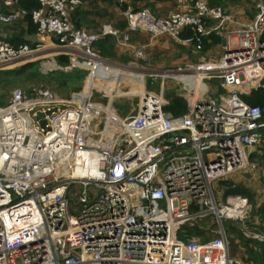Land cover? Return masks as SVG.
<instances>
[{
  "label": "built area",
  "instance_id": "obj_1",
  "mask_svg": "<svg viewBox=\"0 0 264 264\" xmlns=\"http://www.w3.org/2000/svg\"><path fill=\"white\" fill-rule=\"evenodd\" d=\"M36 1L31 18L37 41L14 47L1 40L0 70L59 49L57 55L69 58L65 69L85 64L87 78L95 62L105 71H122L93 47L111 36L131 56L123 73L132 68L129 74L143 75L144 84L145 77L173 78L187 111L178 117L164 113L163 89L155 94L144 88L136 111L123 117L113 106L118 96L102 91L106 102L93 101V92L101 91L96 88L69 98L45 87L28 94L13 89L0 107V264H253L231 257L224 230L225 222L244 218L249 203L239 195L222 203L214 186L233 173L254 170L249 156L264 149V111L242 99L264 77V0H257L247 23L210 7L208 0H175L176 10L162 17L135 10V0H115L124 6L127 30L103 24L97 33L73 26L80 0ZM25 14L1 12L0 23L12 24ZM186 28L196 52L210 34L224 38L221 58L160 75L144 73L151 65L147 45L164 36L183 44ZM129 32L147 34L149 43L136 46ZM218 78L224 92L209 98L208 82ZM131 87L128 81L119 85L124 93ZM206 216L215 220L214 238H178L183 226ZM246 238L264 242L258 234Z\"/></svg>",
  "mask_w": 264,
  "mask_h": 264
},
{
  "label": "rangeland",
  "instance_id": "obj_2",
  "mask_svg": "<svg viewBox=\"0 0 264 264\" xmlns=\"http://www.w3.org/2000/svg\"><path fill=\"white\" fill-rule=\"evenodd\" d=\"M82 2H84L86 4L85 0H82ZM255 2H256V0H255ZM95 3H96V0H92V2L89 3V6L92 7L93 4H95ZM170 8H171V2L168 4V7L165 10H168ZM109 9L113 10V7H110ZM164 13H165V11L162 13H159V15H165L167 12L165 14ZM159 15H158V13H154V16H156V17H159ZM160 17H162V16H160ZM102 22H104V24H113L114 23V21L111 22V20L109 18H106V17L104 18V20ZM0 25H3V24L0 23ZM82 29H85L86 31H88L90 33H97L96 28H90V27L84 26ZM138 41L142 42L143 39H138ZM170 42L171 43L169 45H162V43L157 45L156 50H155L156 56H155V58H152V56H150L151 57V65L148 67H145V70H142L144 73L148 74V72H149V73L154 74V75H160L163 71L173 70L177 66L178 62L182 65V64L187 63L185 61H188V62L194 64L195 66H197L203 62H208V61L217 62L223 54L224 45L214 47V48L210 49L207 53H200V54L194 53L195 56H192L191 53H182V51L178 48V46L174 45L175 42H173V41H170ZM32 43L33 42L29 41L28 44H32ZM231 46H232V48L236 47V42L234 40L232 41ZM194 52H196V51H194ZM47 53L48 52L46 51V54ZM46 54L41 53L38 58L32 59L33 61H30V60H28L26 62L22 61L20 63L15 64L12 67H9L8 69H3V70H12L15 68H19L25 64L34 63V62H37V63H35L36 64L35 68L29 69V73L33 72V70H36L37 72H39L43 76H46L51 71H55V70H57L59 72L60 71L70 72V71L75 70V69L82 70V71H85L87 73V75L83 79V82H81V91H79L77 93L82 92L83 88L85 86V83H86L87 76H88V70L83 66L65 69V67L57 65V63H55L52 60V56L51 57H50V55L46 56ZM107 60L112 62L113 60H118V59L116 58V59H107ZM199 60H200V62H199ZM43 64H46L47 66L43 67ZM139 64L144 66V63H142V62H140ZM57 66L59 67V69L56 68ZM119 67L122 71H123V69H125V68H123L125 66H119ZM126 67H131V65L127 64ZM126 70H127L126 73H133L132 68L126 69ZM100 75H102V73ZM106 77L107 76L104 75V79L97 80V83H99L100 85H102L106 89H111L110 87H112V83H110V84L106 83L105 82ZM177 79H179V78H177ZM40 80H42V79L33 78L32 81H26L25 78L22 77L20 79H17L13 85L9 86L8 89L4 90V89L0 88V102H3L6 105L10 99L11 91L15 88H20L23 91H25L26 94H28L31 92V90L33 88L45 87V88H48L49 90H51L52 92H54L56 95H58L61 98H69L66 96V94L64 93L63 90H58V89L54 88L53 85H48L45 82H42ZM219 81H220V79L218 78L217 80L211 81L210 84H214L216 86L217 83H219ZM141 85L142 84H140V86L136 87V85L134 84L133 88H130L132 90L131 93L125 98H122V97L114 98L113 106H114V108H115V110L119 116L123 117V116L127 115L128 113L132 114L136 111L134 108H136V105L139 102V97L136 95H143L144 94V88H145L146 92H153L155 94L160 93V90L163 89V97H164L165 90L166 91H173L174 93L179 94V92H178L179 84L173 78H166V79L162 80L161 78L158 77L156 80L151 81V79H149L148 77H145V84H144V86H141ZM123 87H127V86H123ZM122 91H125V90H122ZM112 92L115 95L116 94L119 95L121 93V92L116 93L115 89H113ZM102 94H104L102 91L93 92V101L105 103L106 99H103L101 97ZM207 94L210 95L211 90L208 91ZM108 96H112V94L109 92ZM111 98H113V96ZM259 150L262 151L263 149L261 148ZM251 151H253V149H251ZM254 165H255L254 170L247 171V172L233 173L226 180H229L235 184H242V185H245L246 187H248L254 193V202L256 204H260L264 201V183H263L264 170L260 169L259 168L260 166H258V164H257L258 167L256 166L255 163H254ZM225 189H226V187L221 186L220 182H217L214 186V192L216 193V198L222 203L224 202ZM79 191H80V189H79ZM250 205L251 204L249 203V206ZM159 206L163 207V203L160 202ZM195 223L197 224V226H199L201 228L203 227V229L206 228V230H205L206 233L203 236L204 238L210 240L216 236V235H213V233H212V232H217V230H215L216 224H215V220H214L213 216H209L206 219L194 221V222L190 223V225H193ZM207 227H209V230H207ZM224 230H225V234H226L228 241H229V244H230V251H231L230 255H231V257L236 258L238 261H242L241 258H242V254L244 253L245 249L241 243L240 236H244V238H246V236L252 238L253 234H258V235L264 236V218L252 215L251 208H248L247 213L245 214L244 218L241 221H239L238 223H231L230 221L225 222L224 223ZM181 234L183 236V235H186L187 232L185 230H181ZM198 238H194V240L197 242H200L202 237H198Z\"/></svg>",
  "mask_w": 264,
  "mask_h": 264
},
{
  "label": "trees",
  "instance_id": "obj_3",
  "mask_svg": "<svg viewBox=\"0 0 264 264\" xmlns=\"http://www.w3.org/2000/svg\"><path fill=\"white\" fill-rule=\"evenodd\" d=\"M107 1L111 2L112 4L115 3V0H107ZM208 4L210 7H212L213 5H221V2L217 0H211L210 2L209 0ZM15 7L16 9L24 10L26 12L25 16L17 21H19L20 23H24L26 25L27 34H35L37 32V25L33 23L31 18V13L39 8V3L36 0H18ZM82 8L83 7L80 6L72 13L71 21L73 26L76 28H83L84 26L90 28L95 27L96 29L101 28L99 21H97L96 23L94 22L97 18L96 17L97 15H95L94 12H89ZM119 9L123 10L124 6H122L121 8L119 7ZM1 12H5V11L0 10V13ZM111 25L120 32H122L127 28L126 22L118 19H116L114 23ZM189 33L190 32L187 33L181 32L182 38L187 37ZM207 39L209 40V42L204 41L202 52L207 51L210 48L215 47V45L222 43L220 37L214 34H210L207 37ZM262 39L264 40V33ZM8 42H10L14 47L20 46L21 43L25 44L23 39L21 40L9 39ZM93 47L96 53L103 59L107 60V59L117 58L118 60H114V61L119 62L120 64H127L130 61L131 56L129 54L128 55L118 54V52H120L119 50L120 48L116 45L115 38L111 36H105L103 38H100L94 43ZM55 61L57 65L62 67L69 65V58L66 55L56 56ZM35 63L37 62L28 63L19 68H15L12 70H0V88L6 90L9 88V86L13 85L17 79L24 77L26 81H32L33 78L42 79L40 81L45 82L48 85H53L54 88L58 90H63L67 97H69L71 93L81 91V82H83V79L87 75L85 71L75 69L70 72H62V71L59 72L55 70V71H51L46 76L41 75L36 70H33V72L29 73V69L35 68L36 65ZM140 84H142L141 86H143V83ZM164 98L167 102V104L162 108V111L164 113L170 114L173 117H178L186 113L187 111L186 101L182 96L174 93L173 91L165 90ZM242 99L247 104L251 106L259 107L264 111V77L262 78V80H260L259 86L256 89L252 90L249 94L243 95ZM4 105L5 104L3 102H0V107ZM249 163L250 164L255 163L256 166L258 164V166H260L259 168L264 170V149L262 151L256 150V152L251 153L249 156ZM263 183H264V179H263ZM220 185L226 187L224 199L228 195H239L242 198L247 199V201L251 204L250 208L252 215L264 218V201L260 204H256L254 202V193L248 187L242 184H235L226 179L220 181ZM208 217L209 216H206L201 219H206ZM182 230H185L187 232L186 236H188L189 238L202 237L201 239L202 242L209 240L203 237L204 234L206 233L205 232L206 228L203 229V227L201 228L197 226L196 223L193 225L187 224L182 227ZM207 230H209V227H207ZM178 238L180 240L184 239L181 233H179ZM240 239L245 249L244 253L242 254L241 260L253 264H264V242H259L257 240L244 238V236H240Z\"/></svg>",
  "mask_w": 264,
  "mask_h": 264
},
{
  "label": "crops",
  "instance_id": "obj_4",
  "mask_svg": "<svg viewBox=\"0 0 264 264\" xmlns=\"http://www.w3.org/2000/svg\"><path fill=\"white\" fill-rule=\"evenodd\" d=\"M0 1H1L0 2V10L7 11L8 9L9 10L16 9V7H15L16 3L13 4L11 7L7 8V7H4L3 0H0ZM80 1L82 2V0H80ZM85 1H86V4L84 2H82V7H83L82 9H85L89 12H94L95 15H97L96 16L97 18L94 21L95 23L97 21H99L100 25L102 26L104 24V22H102V21L104 20L105 17L109 18L111 20V22L115 21L116 19L125 22V19L121 16V10L116 5V3L112 4L111 2H108L107 0H96V3L93 4L92 7H90L89 3L92 2V0H85ZM217 1H220L221 5H213L212 7H220L222 9H224L226 12L231 13L234 16V18L237 20V22H239V23H247V22L251 21L253 19V16L256 13L255 6H256L257 0H256V2H255V0H217ZM170 2H171V8L168 10H165L168 7V4ZM208 2H209V0H208ZM210 2H211V0H210ZM132 6L135 7L134 9H137V10L147 9L152 16H154V13H158V15H159V13H162L164 11H165V13L167 12L166 14L164 13L165 15H167L168 13L175 11L177 8L175 0H135L132 3ZM110 7H113V10H110L109 9ZM165 15H159V17L165 16ZM154 17H156V16H154ZM18 20H20V19H18ZM206 25H208V24H206ZM91 28H95V27H91ZM231 28H232V26H230V25L224 27V29H226V30H229ZM26 29H27L26 25L24 23H20L19 21H15L12 24H8V25H0V41L3 40L5 42H8L9 39H15V40L23 39L25 43H29V41L33 42L36 38L35 34H27ZM99 30H100V28L97 29L96 32H98ZM126 30L127 29H125L123 31H126ZM183 32L184 33L190 32L187 37H184V39H186V42H184L183 44H177V43L174 44L173 43L174 45L178 46V48L182 51V53H191L192 56H195L194 53L195 54L207 53L210 49L214 48V47H212L209 50L204 51V52H202V51L199 53L194 52L193 51L194 50L193 44L191 41H189L190 40L189 38L193 35V34H191V29L186 28V29L182 30V33ZM128 34H129V41L131 43L135 44L136 46L149 43V36L145 33L129 32ZM207 37H206L205 41L209 42ZM51 39L53 41L56 40V38L54 36H51ZM138 39H143V41L139 42ZM220 39L222 40V43L215 45V47L220 46V45L221 46L224 45V38L220 37ZM8 43L11 44L10 42H8ZM160 43H162V45H169L171 42L165 36L160 37L157 40H155L151 45H147V47L145 48V52L147 54H149L150 56H152V58H155V56H156L155 50H156L157 45ZM21 45H22V43H21ZM116 45H117V43H116ZM57 50H59V49H46L43 53L46 54V51H47L48 53L46 54V56H49V55H50V57L52 56V60L55 61L56 56H58L56 54ZM119 50H120V52H118V50H117L118 54L128 55L127 53L122 52L121 49H119ZM129 58H130V56H129ZM109 62H111V61H109ZM185 62H187V63L182 64V65L178 62L177 66L175 68L185 67V66H195L194 64H192L188 61H185ZM199 62H200V60H199ZM112 63H116L117 65H121V66H126L127 64H131V59L127 64H120L119 62H115L114 60L112 61ZM141 67L144 68L145 66H141ZM210 82H208V85H207L208 91L211 90V94L208 95L209 98L210 97L211 98L217 97L218 95H220L224 92V89L222 86L223 84H222L221 80L219 81V83H217L216 86L214 84H210ZM85 88H86L87 92H90V90L92 88H96L98 90H102L107 95H109V92L112 89L111 87H110L111 89H106L102 85H100L99 83H97L95 81L93 82L92 77L87 79L83 91H85Z\"/></svg>",
  "mask_w": 264,
  "mask_h": 264
},
{
  "label": "bare ground",
  "instance_id": "obj_5",
  "mask_svg": "<svg viewBox=\"0 0 264 264\" xmlns=\"http://www.w3.org/2000/svg\"><path fill=\"white\" fill-rule=\"evenodd\" d=\"M80 66H84L86 67L85 64H80ZM91 71H92V75L89 76L92 77V80L93 82H97V80H102L100 79V74L102 73V75H106V79H105V82H108L109 84L112 83V89L110 91V93L112 94V96L114 97V93L112 92L113 89L116 90V93L117 92H121L119 95H115V96H128L130 93H131V89H129L130 91L124 93L123 91L120 90L119 88V85L122 83V82H125V81H128L129 83L132 84V87L133 88V85L135 84L136 87L137 86H140L139 83H143L144 84V80H143V75H135V74H129V73H123V71H120L118 69H113V68H110L108 69L107 71H105V68L100 66L98 64V62H95V65L90 67ZM100 75V76H99ZM88 79V78H87ZM86 79V81H87ZM102 91V90H101ZM136 91V90H135ZM123 93V94H122ZM83 94H89V92L87 91H83ZM136 96H142V95H136Z\"/></svg>",
  "mask_w": 264,
  "mask_h": 264
},
{
  "label": "water",
  "instance_id": "obj_6",
  "mask_svg": "<svg viewBox=\"0 0 264 264\" xmlns=\"http://www.w3.org/2000/svg\"><path fill=\"white\" fill-rule=\"evenodd\" d=\"M35 36H36V35H35ZM37 39H38V38L36 37L35 40L37 41ZM35 40L33 41V43L36 42ZM162 92H163V91H162ZM41 125L43 126V125H44V122H41Z\"/></svg>",
  "mask_w": 264,
  "mask_h": 264
}]
</instances>
